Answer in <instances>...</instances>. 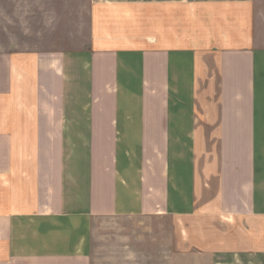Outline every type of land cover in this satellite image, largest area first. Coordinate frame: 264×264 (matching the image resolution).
I'll return each instance as SVG.
<instances>
[{"label":"crops","instance_id":"1","mask_svg":"<svg viewBox=\"0 0 264 264\" xmlns=\"http://www.w3.org/2000/svg\"><path fill=\"white\" fill-rule=\"evenodd\" d=\"M259 4L0 0L52 39L0 43V264H90L97 218L164 215L264 264Z\"/></svg>","mask_w":264,"mask_h":264},{"label":"rangeland","instance_id":"2","mask_svg":"<svg viewBox=\"0 0 264 264\" xmlns=\"http://www.w3.org/2000/svg\"><path fill=\"white\" fill-rule=\"evenodd\" d=\"M263 2L257 6V21L261 26ZM39 26L37 22H0V43L35 45L52 40L49 34L35 30ZM190 220L192 224L178 223L167 215L97 218L91 229L90 264H209L207 257L199 252L200 243L207 238L215 243L216 233L203 232L201 229L207 228L205 224Z\"/></svg>","mask_w":264,"mask_h":264}]
</instances>
